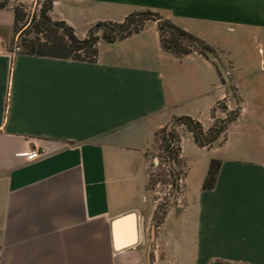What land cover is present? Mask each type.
Listing matches in <instances>:
<instances>
[{
	"label": "crops",
	"instance_id": "obj_1",
	"mask_svg": "<svg viewBox=\"0 0 264 264\" xmlns=\"http://www.w3.org/2000/svg\"><path fill=\"white\" fill-rule=\"evenodd\" d=\"M25 1L0 9V264H264V0H51L49 17L80 39L99 21L159 13L212 49L232 92L213 59L163 50L157 21L100 40L90 62L13 53ZM217 102L238 116L209 147L181 130L184 203L153 239L155 133L183 116L207 129L226 117ZM30 149L45 155L17 156ZM134 222L136 243L117 246Z\"/></svg>",
	"mask_w": 264,
	"mask_h": 264
},
{
	"label": "trees",
	"instance_id": "obj_2",
	"mask_svg": "<svg viewBox=\"0 0 264 264\" xmlns=\"http://www.w3.org/2000/svg\"><path fill=\"white\" fill-rule=\"evenodd\" d=\"M8 4L9 0H0V9L5 8ZM51 4V0H43L39 13L34 14L31 18H28L25 13L24 5L18 4L13 7V33L18 36L16 44L20 48V53L90 62L95 60L98 54L97 43L100 40L111 44L117 40L125 39L138 33L148 21H157L162 49L179 58L193 51L207 57L205 50L212 51L201 39L151 10L132 12L121 22L99 21L89 29L87 37L80 39L67 23L54 21L49 17L48 11ZM221 80L224 82L222 76ZM216 107L225 111L226 117L217 118L213 125L207 129H204L200 122L183 116L173 120L171 129L163 128L155 133L154 146L158 144L162 148V152L167 155V161L169 160L171 163L170 175L175 185L181 175L182 168V161L179 157L182 132L179 128L183 132H189L197 145L209 147L225 132L228 124L238 116V108L227 111L223 102H217ZM215 110L216 108L213 109V111ZM161 165L162 163L159 161L158 167ZM174 165H177L179 170ZM219 165V160H210L202 185L204 189H211L214 186ZM153 214L154 225L158 228L166 214L161 221L158 220L156 212ZM209 264L233 263L214 260Z\"/></svg>",
	"mask_w": 264,
	"mask_h": 264
},
{
	"label": "rangeland",
	"instance_id": "obj_3",
	"mask_svg": "<svg viewBox=\"0 0 264 264\" xmlns=\"http://www.w3.org/2000/svg\"><path fill=\"white\" fill-rule=\"evenodd\" d=\"M42 3L43 1L40 4V0H27L24 2L25 13L28 15V18H31L34 14L39 13ZM87 35L88 32H86L84 37H87ZM13 43L14 42L12 38L10 40V44L13 45ZM166 156L167 155L164 152H162V148H160L159 145L156 144L153 148L151 158H157L158 163L160 161L162 165L158 167L154 172V175L152 176V179L148 186V191H149L150 201L154 206V212H156V216L158 217L159 221L163 219L164 215L168 213L169 210L176 208V201H174L173 197H175L174 191L178 190V181L177 184L175 185L170 175L171 163L169 162V160L167 161ZM174 166L175 168H177V170H179V167L177 165ZM182 172H183V168H181V173ZM169 185H171L170 189H168ZM182 189H183V185H182ZM183 193H184V189H183ZM183 203H184V198H183ZM154 227H155V231L157 232L156 226Z\"/></svg>",
	"mask_w": 264,
	"mask_h": 264
},
{
	"label": "built area",
	"instance_id": "obj_4",
	"mask_svg": "<svg viewBox=\"0 0 264 264\" xmlns=\"http://www.w3.org/2000/svg\"><path fill=\"white\" fill-rule=\"evenodd\" d=\"M43 0H40V4ZM13 53H17L20 51V48L17 46V44H14L13 47ZM45 155V151L44 150H39V149H30V150H26V151H21L17 153V156L19 157H23L26 161L31 162L34 161L42 156ZM159 163L157 158H152L150 160L147 161V177H148V181L150 182L152 176L154 175V172L156 171V169L158 168ZM182 178L181 176L178 178V190L174 191V201H176V207H182V203H183V189H182ZM171 185H169L170 189ZM1 249H0V262H1Z\"/></svg>",
	"mask_w": 264,
	"mask_h": 264
},
{
	"label": "water",
	"instance_id": "obj_5",
	"mask_svg": "<svg viewBox=\"0 0 264 264\" xmlns=\"http://www.w3.org/2000/svg\"><path fill=\"white\" fill-rule=\"evenodd\" d=\"M205 54L209 58L213 59L216 62V65L219 69V72H220L225 84L228 86V89L230 90V92H232L230 77H229L227 70L225 69L224 65L222 64V62L218 58V56L210 50H205ZM169 128H171V126H169ZM129 216H133V213H130ZM122 218L123 217H119V218H116L113 220V222H112L113 228H116L122 222ZM136 231H138V227L136 226V224L134 222V223H132V236L127 241H125L124 243L118 244L117 246L124 248V247H130V246L134 245L136 243ZM151 235H152V238L154 239L155 235H156V231H155L154 226L152 227Z\"/></svg>",
	"mask_w": 264,
	"mask_h": 264
}]
</instances>
